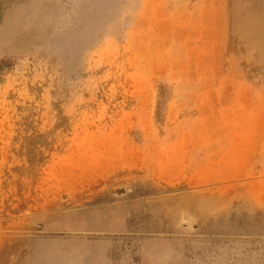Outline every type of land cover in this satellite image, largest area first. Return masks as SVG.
I'll list each match as a JSON object with an SVG mask.
<instances>
[{
    "label": "rangeland",
    "instance_id": "1",
    "mask_svg": "<svg viewBox=\"0 0 264 264\" xmlns=\"http://www.w3.org/2000/svg\"><path fill=\"white\" fill-rule=\"evenodd\" d=\"M0 264H264V0H0Z\"/></svg>",
    "mask_w": 264,
    "mask_h": 264
},
{
    "label": "water",
    "instance_id": "2",
    "mask_svg": "<svg viewBox=\"0 0 264 264\" xmlns=\"http://www.w3.org/2000/svg\"><path fill=\"white\" fill-rule=\"evenodd\" d=\"M123 193V190L122 191H118L117 192V195H120V194H122Z\"/></svg>",
    "mask_w": 264,
    "mask_h": 264
},
{
    "label": "crops",
    "instance_id": "3",
    "mask_svg": "<svg viewBox=\"0 0 264 264\" xmlns=\"http://www.w3.org/2000/svg\"><path fill=\"white\" fill-rule=\"evenodd\" d=\"M117 227H118V226H117ZM117 227H116V228H117Z\"/></svg>",
    "mask_w": 264,
    "mask_h": 264
}]
</instances>
